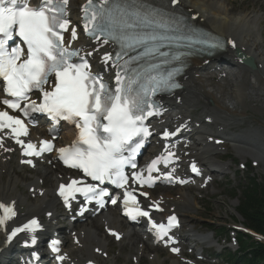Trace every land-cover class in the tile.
I'll return each instance as SVG.
<instances>
[{"label": "snow or ice", "instance_id": "6c2138e0", "mask_svg": "<svg viewBox=\"0 0 264 264\" xmlns=\"http://www.w3.org/2000/svg\"><path fill=\"white\" fill-rule=\"evenodd\" d=\"M171 2L175 4L177 0ZM67 5L68 0H41L38 7L29 6L28 0H0V78L4 84L3 92L11 97L0 103L13 111L19 110L24 117L30 112L47 113L53 121L74 122L79 129L78 139L71 147L58 150L60 159L92 181L99 184L109 181L119 188H125L129 177L125 175L124 167L130 165L136 168L135 156L143 147V139L138 138L150 134L144 120L153 114L150 109L156 107L151 98L157 92L178 87L171 82L175 73L169 72L166 76L149 74L143 78L129 79L125 84L124 78L117 72V86L114 90L110 89L103 77L90 71L88 61L79 55L78 50L65 45L63 33L69 31V21L65 18ZM82 11L85 32L96 39L103 37L105 44L109 41L118 43L122 51L143 47L142 56H154L159 53L156 42L167 38L162 33L169 30L168 21L156 10L146 8L141 0H86ZM14 37H19L26 45V59H21L23 49L18 46L9 51V42ZM71 38H77L75 28L71 29ZM198 42L207 43L210 47L220 46L209 41ZM76 57L80 62H74L73 58ZM110 59V56H105L104 62ZM52 76L54 81L49 79ZM50 83L53 85L51 90H45V85ZM33 90L41 93V102L25 103L22 107L21 101H28V93ZM5 129L26 156L39 155L52 149L48 141H41L39 150L35 144L22 141L20 137L28 135L24 121L9 115L7 111H0V132ZM169 135L165 131L164 136ZM125 152L129 153L127 157ZM161 161L166 165L168 157L153 159L143 170L148 176L136 172L132 174V181L141 186H151L152 173L157 171ZM191 167L193 172L198 173L195 164ZM165 178L171 180V174ZM77 193L84 195L85 200L95 199L101 204L102 198L109 195L94 184H84L82 180H72L60 186L59 195L66 206ZM141 195L146 193L142 192ZM123 196L126 215L133 219L136 216H149L147 211L140 210L132 192L125 190ZM112 203L115 204L116 200L113 199ZM0 210L3 212L0 216L2 229L15 216V212L11 206L3 204H0ZM174 222L175 217L169 218L167 226L157 225L149 219L150 227L161 239L168 235ZM38 228L37 221L31 220L22 228L12 229L7 240L11 241L21 232L33 233ZM168 239L171 240V237ZM32 243H36L35 238ZM56 243L53 242L54 252L59 250ZM172 251L178 252L179 249ZM58 259L62 260L63 257Z\"/></svg>", "mask_w": 264, "mask_h": 264}, {"label": "bare ground", "instance_id": "6f19581e", "mask_svg": "<svg viewBox=\"0 0 264 264\" xmlns=\"http://www.w3.org/2000/svg\"><path fill=\"white\" fill-rule=\"evenodd\" d=\"M84 1L85 0H71L69 6L71 13L74 14L75 12H77L76 11L77 8ZM228 1L229 0H182L181 1L182 5H180V8L194 15L197 13L198 18L196 16L194 18L196 19V22L202 24L204 27H207V29H209L216 36H219L222 40H227L229 38L235 40L237 43V48L240 49L243 53L253 58L257 66V73H259L258 65L262 64L264 67V58L262 57L263 56L262 53L259 51L261 45L260 43H257V40L255 38V36L256 37L258 36L256 35L255 31L253 32V27L255 24H257L256 21L257 17L255 16V13L254 14L252 13V11L243 14V16L236 15L237 12L236 7L232 5V8L229 9L226 5L228 4ZM255 7H256L255 5L252 6V8L254 9ZM254 9L252 10L254 11ZM259 9H261V7H259ZM247 10L249 9L247 8ZM86 44L87 43H81L82 47L85 46ZM97 47L99 46L90 44L87 46V49H90L91 51L94 50V54H95L98 52L96 51ZM104 51L107 52V50ZM91 58H93V56ZM230 63H233L236 67L240 68V70H244L246 73L249 74L247 70H245L243 67H240L237 64V60L232 53L226 54L225 58L222 61L218 62L214 60L209 67L208 65H204V63H202V60L190 59V61L188 62L189 68L187 70L188 77L182 83L184 89L168 99L167 101L168 107H174V110L176 112L179 111V114L182 115V113H185L184 111H186V108H189V106L191 105L190 96L195 97L196 99H199V97L201 96L195 94L196 91L198 92L202 91V93L206 97L211 98L214 101L216 108L222 111L225 110L223 101L227 97L233 99L236 103H243L247 98L246 95L247 92L244 93L241 88H237L234 91L230 92L228 90L222 89L219 85H217L218 86L217 94L220 95V99H216L212 95H210L208 91H204L205 87L208 85L209 88L210 87L209 84H213L215 80L229 87L233 86V84L230 83L231 79L233 78L232 76L233 73L228 68V65ZM211 68L213 69L214 73L210 72ZM221 73H226L227 77L224 79L223 78L219 79L218 75H220ZM261 81L263 82L262 86L258 85L257 83V87H251L249 91L255 94L257 100L261 104L262 103L264 104V95L262 94V92L264 91V77H262ZM184 91L185 93L181 95L180 93ZM256 98L254 97V99ZM203 112L206 114L209 113L213 117H218L219 115L218 113L212 111L208 105L204 106ZM229 114H234V113L229 112ZM206 117H210V116L207 115ZM180 119L181 118L179 117H176L175 119H170V123L177 122ZM184 124H186L187 127L189 128L194 127L188 120L185 123H183V125ZM35 132H41V130L37 129ZM196 136L199 137V135ZM201 138L204 139V136H201ZM241 148L242 150L247 152L252 147L249 146L248 144H245L242 145ZM184 152H188V150H185ZM190 152L191 153L195 152V149H192ZM7 164L8 162L6 160H2V158H0V171H1L0 200L15 201L16 205L23 206L24 213H20V216L22 215V217L27 216L29 214H38L44 210H46L44 211V213L50 212L52 210L53 218H55V213H56L54 211L55 204L51 199V194H50L51 192L48 188L52 183L54 184L57 182L56 179L52 178V177L57 178V175L56 174L53 175V173L48 170L51 174V178L46 182V186L48 188H46L41 198H38L36 196V198L39 199L38 203L36 204L30 203L27 205L26 204L23 205V201L20 200L19 198L20 196L17 194L18 192L17 185L20 183L18 180L19 178L16 176V171L7 168ZM17 169L18 166L16 165V170ZM156 182L157 179H154L152 181L153 184ZM30 187H37L38 192L42 191L43 188H45L42 187L37 180H34L33 183L30 184L27 188ZM178 195H179L178 200L169 198L167 196H165L167 197V199H164L162 195H156V196L151 195L150 199L161 200L163 202L162 208L165 209L167 212H169L172 210L169 207H173L174 209H176L179 204H182L186 200V196L184 193H179ZM115 214H116L115 212L114 213L111 212V215L112 216L114 215L116 218L115 220L117 221L118 217L117 214L116 215ZM30 216H34V215H30ZM103 220L106 221L108 224H112V226H115V228H119L118 224H115L110 216L103 218ZM54 221L55 219H52L51 224H49V226H51L52 222ZM93 227L96 228V224L91 222L90 224H87V226L84 229L76 233V235L80 239L81 246L79 249L75 250L74 254H75V258H77L79 262H81L83 258L87 259L92 256L90 255L91 248H92V252L93 249L95 248H98L100 250L103 248H107L108 250V245L105 243L106 241L102 240V238L96 235L95 232L91 231ZM81 232H83L82 236H80ZM126 236L129 240L128 244H130L131 247H133L134 241L137 240L138 238L136 239L134 238V236L132 238H129L128 234H126ZM65 244H67L66 247ZM69 246L70 245H68V239L65 238L63 245L64 251H66L67 247ZM134 246H136V244ZM137 251L141 252L139 249H137ZM153 262L155 263V259H153Z\"/></svg>", "mask_w": 264, "mask_h": 264}, {"label": "rangeland", "instance_id": "374dc122", "mask_svg": "<svg viewBox=\"0 0 264 264\" xmlns=\"http://www.w3.org/2000/svg\"><path fill=\"white\" fill-rule=\"evenodd\" d=\"M229 1H230V2H228L229 5L226 4L227 7L229 9H231L232 5L235 6L237 9L236 15H238V16H243V14L249 13L250 11H252L253 14L255 13V16L257 17L256 21H258V22H257V24L254 25L253 32L255 31L256 35L258 36V37L255 36L256 40L258 41L260 39V41H261L260 42L261 43L260 50L264 52V19H263L264 18V0H252V1L251 0H247V1H245V0H229ZM253 5L256 6L255 9L252 8ZM259 7H261V9H263V10L259 9ZM247 8L249 10H247ZM252 9H254V11ZM258 19H260V20H258ZM184 93H185V91L180 93V94L183 95ZM257 120L260 121L261 118H259ZM250 149L253 150V148H250ZM11 166L15 167V164L12 163ZM0 174H1V171H0ZM24 177H25L27 182L30 180V177L28 174H25ZM22 185L18 186V190H17L18 192L21 193V198H23L24 196L26 197V195H27L26 187H22ZM43 190H44V188H43ZM45 190H46V188H45ZM211 206H212V209L216 212H220V211L226 212L229 210L228 204H226V202H222V201H220V203H218V204L213 203ZM169 208L174 210L173 207H169ZM20 209H22V208H20ZM50 224H51V222H50ZM80 234L82 236L83 232H81ZM99 237H101V236H99ZM102 240H104V239H102ZM66 246H67V244H65V247ZM108 247H109V245H108ZM128 248L129 247H126V249H128ZM129 254H130V252L128 254L121 253L120 254L121 259L118 260L117 264H124V263L130 264L129 261L131 259L128 257ZM138 254H139V256H138ZM133 256L136 258V260H138V259L141 260L142 253L137 251V255H133Z\"/></svg>", "mask_w": 264, "mask_h": 264}, {"label": "trees", "instance_id": "16d2710c", "mask_svg": "<svg viewBox=\"0 0 264 264\" xmlns=\"http://www.w3.org/2000/svg\"><path fill=\"white\" fill-rule=\"evenodd\" d=\"M241 212L249 227L264 235V193L260 197H249ZM258 257L263 259L264 251H259Z\"/></svg>", "mask_w": 264, "mask_h": 264}]
</instances>
